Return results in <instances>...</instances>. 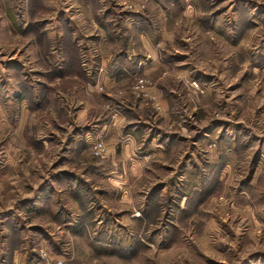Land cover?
Listing matches in <instances>:
<instances>
[{
	"label": "rangeland",
	"instance_id": "374dc122",
	"mask_svg": "<svg viewBox=\"0 0 264 264\" xmlns=\"http://www.w3.org/2000/svg\"><path fill=\"white\" fill-rule=\"evenodd\" d=\"M57 260L264 264V0H0V264Z\"/></svg>",
	"mask_w": 264,
	"mask_h": 264
},
{
	"label": "built area",
	"instance_id": "2783aa9c",
	"mask_svg": "<svg viewBox=\"0 0 264 264\" xmlns=\"http://www.w3.org/2000/svg\"><path fill=\"white\" fill-rule=\"evenodd\" d=\"M93 148L96 154H99L102 151H104V146L101 142H96ZM54 264H65V263L62 260H57Z\"/></svg>",
	"mask_w": 264,
	"mask_h": 264
},
{
	"label": "crops",
	"instance_id": "0c3cea01",
	"mask_svg": "<svg viewBox=\"0 0 264 264\" xmlns=\"http://www.w3.org/2000/svg\"><path fill=\"white\" fill-rule=\"evenodd\" d=\"M153 61H155V60H153ZM120 116L123 117L121 114H120ZM127 137H128V136H127ZM129 138H130V139H127V144H131V141H132V140H131V137L129 136ZM126 147H127V145H126ZM261 163H262V162L260 161V163L258 164V166H261Z\"/></svg>",
	"mask_w": 264,
	"mask_h": 264
}]
</instances>
